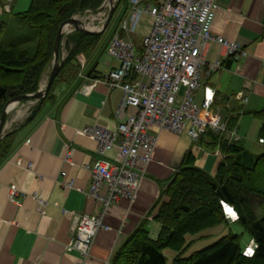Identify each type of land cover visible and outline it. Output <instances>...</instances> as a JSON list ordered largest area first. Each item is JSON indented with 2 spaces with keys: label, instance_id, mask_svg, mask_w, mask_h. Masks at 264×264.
I'll list each match as a JSON object with an SVG mask.
<instances>
[{
  "label": "crops",
  "instance_id": "crops-1",
  "mask_svg": "<svg viewBox=\"0 0 264 264\" xmlns=\"http://www.w3.org/2000/svg\"><path fill=\"white\" fill-rule=\"evenodd\" d=\"M30 1L0 0V23L12 22L14 15L25 11ZM217 2L219 8L212 33L239 43L247 56L232 59L228 64L219 44L208 45L207 60L219 59L222 67L203 69L201 87L195 96L200 102L206 87L213 91L214 109L225 120L231 115L238 116L232 129L236 130L238 139L231 138L230 132L224 135L225 139L259 154L264 148L258 142L261 121L244 112L264 108V0ZM120 10L114 14L116 19ZM149 21L144 16L141 33L147 31ZM114 24L107 38L103 40L101 36L92 51L79 57L80 72L65 82L55 101L47 103L28 124L21 126L29 114L12 129L17 130L16 134L5 157L0 159V264H77L80 261L110 264L114 252L166 189L188 151L194 155L197 167L211 175L218 169L222 153L218 145L210 144L209 137L197 141L185 132L176 135L166 130L155 131V155L145 166L135 201L123 198L111 207L104 218L110 229L99 231L89 257L83 259L77 250L69 247L74 223L63 211L83 215L98 210V204L88 196L92 179L89 166L99 157L97 143L80 131L91 125L116 129L125 121V116L117 112L122 90L106 83L108 73L118 64L107 53L109 41L119 27ZM239 94L247 100L238 99ZM17 113L22 117L20 110ZM67 153L71 155L69 159L65 157ZM114 155L115 151L109 152L106 158L113 159ZM69 181L73 186L66 189L64 184ZM11 187L17 191L14 199L10 197ZM36 196L46 201L44 214L39 211ZM150 227L154 237L158 225L151 221ZM249 243L245 249L250 247Z\"/></svg>",
  "mask_w": 264,
  "mask_h": 264
},
{
  "label": "built area",
  "instance_id": "built-area-1",
  "mask_svg": "<svg viewBox=\"0 0 264 264\" xmlns=\"http://www.w3.org/2000/svg\"><path fill=\"white\" fill-rule=\"evenodd\" d=\"M128 3V12L107 46V53L118 64L106 79L109 87L122 90L117 112L125 116V121L116 129L91 125L80 131L97 143L99 157L89 166L92 179L88 196L98 204V210L83 215L63 211L74 223L69 247L77 250L83 259L89 257L99 231L110 229L104 218L111 207L123 198L135 201L145 166L155 155V131L166 130L176 135L185 132L197 140L211 130L222 135L230 132L231 138L238 139L236 130L229 131L223 115L214 109V92L206 87L200 102L195 96L201 87L203 69L222 67L219 59L207 60L208 45L219 44L224 58L238 60L247 56L239 43L212 33L219 8L217 0H159L156 3L128 0ZM97 12L100 20L98 26H93L95 30L102 28L107 5ZM144 16L150 21L143 34L140 26ZM73 31L66 32L64 37ZM138 33L143 40L141 53L132 41V35ZM181 86L185 88L183 94L179 92ZM236 97L247 100L242 94ZM258 142L262 144L264 140L260 138ZM112 151H115L113 159H107ZM70 156L65 155L66 159ZM27 168H31V163ZM72 186V181L64 184L66 189ZM15 196L16 188L11 187L10 197ZM35 198L40 213L44 214L46 201Z\"/></svg>",
  "mask_w": 264,
  "mask_h": 264
},
{
  "label": "trees",
  "instance_id": "trees-1",
  "mask_svg": "<svg viewBox=\"0 0 264 264\" xmlns=\"http://www.w3.org/2000/svg\"><path fill=\"white\" fill-rule=\"evenodd\" d=\"M104 1L31 0L25 11L14 15V20L21 30L31 33L21 41L34 40L32 50L17 40L3 41L8 24L0 23V116L9 100L39 89L43 75L51 67L60 25L75 14L97 12ZM119 8L117 25L129 9L128 0H117L114 14ZM106 28L97 35L74 30L66 37L67 54L61 60L59 72L47 95L31 108L21 126L31 122L47 103L55 101L56 87L78 75L79 57L94 49ZM231 62L232 58H227V63ZM244 113L261 121L259 137L264 140V108ZM237 120V115L226 120L229 131ZM16 131L6 133L0 140V159L5 157ZM205 136L222 153L215 175L197 167L194 155L188 151L166 189L114 252L110 264H167L163 253L167 247L177 252L172 264H264V148L261 153L252 154L241 144L229 142L224 135L211 130L197 141ZM222 203L234 207L238 213V219L233 222L249 235L254 253L244 255L246 246L241 243L240 235L229 233L187 257L182 256L192 241H187V234L228 222ZM151 221L158 225L154 237Z\"/></svg>",
  "mask_w": 264,
  "mask_h": 264
},
{
  "label": "rangeland",
  "instance_id": "rangeland-1",
  "mask_svg": "<svg viewBox=\"0 0 264 264\" xmlns=\"http://www.w3.org/2000/svg\"><path fill=\"white\" fill-rule=\"evenodd\" d=\"M149 2L151 3H156L157 0H149ZM77 15L78 19L81 20L83 23H85V25H90V26H98L99 24V20H100V16L98 15V12H84V13H80V14H75ZM116 17L113 16V18L111 19L109 25L107 26L105 32L101 35L102 39L104 40L105 38H107L111 32V29L113 27V24L116 21ZM94 28V27H93ZM30 32L29 30L27 31H23L20 29L18 23L13 20L12 22H10L8 24L7 30L4 34L3 37V41H11V42H21V44L23 45V47L28 48L29 50L33 49V45L35 44L34 40H30L27 42H23L21 40H23L26 36L30 37ZM32 39V38H31ZM66 37L63 38V46H62V55H66V51L64 48V41H65ZM132 41L135 45V47L137 49H142V45H143V40L142 37L140 36V34H136V35H132ZM50 71V70H49ZM49 71L46 72V74H44L41 85H44L48 79L49 76ZM205 80V77L203 76L202 81ZM65 85V82L61 83L58 87H56V97H58L59 94V89ZM185 91L184 87H180L179 88V92L180 94H183ZM38 102V100H32V101H25V102H20L17 104V107L12 110L9 114H8V119H7V124L6 123V128L4 133H8L9 131H11L13 128L17 127L19 125V123H21L23 121V119L26 118V116L29 114L31 108ZM27 107V108H26ZM20 110L22 117H18L17 116V112ZM14 115V116H13ZM14 118V119H13ZM250 140L251 137H250ZM261 151V150H259ZM258 151V152H259ZM262 152V151H261ZM228 222L227 223H223V224H219L210 228H206L200 232L194 233V234H187L186 239L187 241H190V244L188 246V248L182 253V256L187 257L189 256L191 253L195 252V251H199L203 248H205L206 246L212 244L213 242H215L218 238L227 235L229 233H235V234H239L240 238H241V243L246 246V244L248 242H250V246H253V241L250 239L249 235L242 229V227H240L237 223H234L231 218H229V216H226ZM255 247V246H253ZM163 253L167 259V264H172L173 262V258L176 255V251H174L173 249L167 247L163 249Z\"/></svg>",
  "mask_w": 264,
  "mask_h": 264
},
{
  "label": "water",
  "instance_id": "water-1",
  "mask_svg": "<svg viewBox=\"0 0 264 264\" xmlns=\"http://www.w3.org/2000/svg\"><path fill=\"white\" fill-rule=\"evenodd\" d=\"M116 2H117L116 0H105L104 3L102 4L101 7H103L104 5H107L108 13H107L106 19L102 25V28L99 30L87 28L86 25L81 20H79L75 15L72 16L71 18L67 19L66 21H64L60 25L58 32H57V35H56V38H55V42H54L53 60L51 62L49 76H48L46 83L44 85L40 84V87L36 92L14 97L13 99L9 100L6 103V105L3 109V112L0 116V140L5 135L4 131L6 128L8 114L12 111V110L8 111L9 110L8 107L10 106V104H12V103L18 104L20 102L32 101V100H38L39 101V100H42L47 95V92H48L54 78L56 77L57 73L59 72L61 60L63 59L62 44H63L64 34L66 33V32H64V27L66 25H71L74 30H77L80 32H84V33H88V34H92V35L100 34L109 25L111 19L113 18L115 7H116Z\"/></svg>",
  "mask_w": 264,
  "mask_h": 264
},
{
  "label": "bare ground",
  "instance_id": "bare-ground-1",
  "mask_svg": "<svg viewBox=\"0 0 264 264\" xmlns=\"http://www.w3.org/2000/svg\"><path fill=\"white\" fill-rule=\"evenodd\" d=\"M78 17V16H77ZM87 28L89 29H94L92 26L90 25H86ZM71 29H73V27L71 25H66L64 27V32H69ZM43 83V82H42ZM17 103H12L10 104V106L8 107L9 110H14L17 106H15ZM15 106V107H14ZM27 108V107H26ZM17 112V111H16ZM14 116V115H13ZM14 119V118H13ZM10 123V122H9ZM7 123V124H9ZM223 208L225 210V212L229 215L230 218H234L235 220L237 219V213L234 211V209L232 207H229L227 204L223 205ZM254 251V247L250 246L248 249H246V254L249 256L253 253Z\"/></svg>",
  "mask_w": 264,
  "mask_h": 264
}]
</instances>
